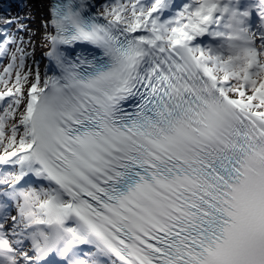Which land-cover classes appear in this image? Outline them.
<instances>
[{
	"label": "snow or ice",
	"instance_id": "obj_1",
	"mask_svg": "<svg viewBox=\"0 0 264 264\" xmlns=\"http://www.w3.org/2000/svg\"><path fill=\"white\" fill-rule=\"evenodd\" d=\"M94 9L49 0L43 80L0 17V264H264V0Z\"/></svg>",
	"mask_w": 264,
	"mask_h": 264
},
{
	"label": "bare ground",
	"instance_id": "obj_2",
	"mask_svg": "<svg viewBox=\"0 0 264 264\" xmlns=\"http://www.w3.org/2000/svg\"><path fill=\"white\" fill-rule=\"evenodd\" d=\"M48 2L49 0H21V9L26 7V4L31 5V10L29 14V20H31V25L33 29V43H32V64L33 72L38 67V70L43 80L46 75H53V72L49 70V62L47 57L44 56V52L47 50L41 40V23L46 19L48 15ZM95 6L94 11L98 12L100 10V5H102L105 0H89ZM35 61V63H33Z\"/></svg>",
	"mask_w": 264,
	"mask_h": 264
},
{
	"label": "rangeland",
	"instance_id": "obj_3",
	"mask_svg": "<svg viewBox=\"0 0 264 264\" xmlns=\"http://www.w3.org/2000/svg\"><path fill=\"white\" fill-rule=\"evenodd\" d=\"M21 0H0V17H8V18H16L19 20L21 24L27 25L28 29L30 30L29 32H24L22 35L24 36L25 41L29 39V35H32V40H33V29L31 25V20H29V14L31 10V5L26 4L25 8L21 9L20 5ZM17 24H12L8 27L9 32H12L16 29ZM205 42L207 41V38H205ZM29 51L32 52V46L29 47ZM7 59L5 58L4 60L0 61V71H2L3 67L7 63ZM27 63L31 66L32 64V55L29 57ZM2 87V86H0ZM15 215V209L13 208L9 212V216Z\"/></svg>",
	"mask_w": 264,
	"mask_h": 264
},
{
	"label": "trees",
	"instance_id": "obj_4",
	"mask_svg": "<svg viewBox=\"0 0 264 264\" xmlns=\"http://www.w3.org/2000/svg\"><path fill=\"white\" fill-rule=\"evenodd\" d=\"M175 2L177 3V4H182L183 2H185V0H175ZM2 17V16H1Z\"/></svg>",
	"mask_w": 264,
	"mask_h": 264
}]
</instances>
